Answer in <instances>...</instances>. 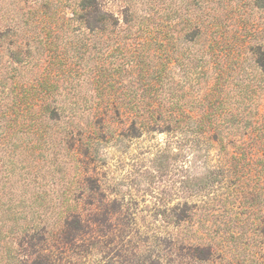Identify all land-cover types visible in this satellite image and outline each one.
Returning a JSON list of instances; mask_svg holds the SVG:
<instances>
[{"label": "rangeland", "instance_id": "obj_1", "mask_svg": "<svg viewBox=\"0 0 264 264\" xmlns=\"http://www.w3.org/2000/svg\"><path fill=\"white\" fill-rule=\"evenodd\" d=\"M262 52L264 0H0V264H264V174L192 130L264 123Z\"/></svg>", "mask_w": 264, "mask_h": 264}, {"label": "trees", "instance_id": "obj_2", "mask_svg": "<svg viewBox=\"0 0 264 264\" xmlns=\"http://www.w3.org/2000/svg\"><path fill=\"white\" fill-rule=\"evenodd\" d=\"M89 1L90 0H83V3L85 4L89 3ZM101 20L103 22L105 21V19L103 18ZM101 20H96V21L100 22ZM262 55L264 57L263 52H262ZM257 65L259 66V67L257 66L258 68H261L262 70H264L262 58L257 59ZM48 82H49V78L44 77L43 80L40 81L39 86L41 85L47 86ZM38 92L39 91H36L34 95L36 96ZM165 111L167 112V115L169 117H172V119L176 123L179 124L182 121H184L182 116L173 115L172 110H165ZM150 112L154 114L156 110L151 109ZM56 113H57V110L53 109L52 115H55ZM206 115H210V114L207 113ZM160 117H161V114H160ZM207 117L211 119L209 126L201 124V125H198L196 128H192L191 126L190 128H192V130H195L197 133H200V136L205 135L204 129H206V131L209 133H211L212 129H214L215 133L213 134V136L214 138H217L219 140L220 152L224 154H227V155L230 154L228 151V145H232L233 148H235L236 153L230 156L231 164L228 166H224V167L222 166L224 168V171L227 172V171L233 170L235 174L238 175L237 177L238 179L241 178L242 174L251 173L254 170L255 172L259 174H264V138H262L264 136V123L258 122V120H256L257 121L256 125H254L253 128L249 131V134H250L249 137L241 138L238 141L234 140L228 143L224 140L223 136L221 135L222 131L220 130L221 129L220 126H218V124H214V121H212V120H215V117L206 116V118ZM51 118H53V116H51ZM189 118L191 119L192 117L189 116ZM156 119H158L157 116H156ZM195 141L197 142L196 145L199 146V148H202L203 150L207 149V144L205 143V137L204 138L197 137L195 138ZM209 174H214V172L211 170ZM203 180L205 181V183L207 182L209 183V181H211V178H209V175H207ZM75 218L73 219L75 221L71 219L67 220L65 224L66 230L71 228L73 222H77V218L76 219ZM80 225H81V222H78V225H76L74 229H78Z\"/></svg>", "mask_w": 264, "mask_h": 264}]
</instances>
